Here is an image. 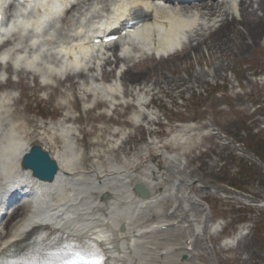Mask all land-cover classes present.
Instances as JSON below:
<instances>
[{
	"label": "bare ground",
	"instance_id": "obj_1",
	"mask_svg": "<svg viewBox=\"0 0 264 264\" xmlns=\"http://www.w3.org/2000/svg\"><path fill=\"white\" fill-rule=\"evenodd\" d=\"M4 4L0 0V8ZM192 4L182 8L149 0H23L21 7L26 13L23 11L12 21V13L7 12L6 19L12 25L0 24V41L8 38L16 47L15 51L10 48L3 52L0 62L12 56L5 69L13 70L22 80L32 79L36 91L50 89L49 96L61 97L73 89L81 90L87 97L89 92L97 106L100 97L108 100L115 112L136 107L129 119L134 126L149 116L147 123L154 124L155 113H147L149 102L143 94L156 96V90L178 88L186 80L154 74L164 60L153 63L147 54L149 50L157 56L174 51L175 61L180 64L204 62L213 66L221 58L216 70L194 75L195 82H200L206 76H222V71L228 68L223 58L244 57L261 48L264 0H204ZM132 9L147 12L149 17L148 23L129 36L138 44L124 40L108 45V50L120 48L125 54L130 49V55L111 58L97 53L93 38L104 36L113 25L127 18ZM59 16V26L52 31L48 26ZM51 27L54 28L53 24ZM9 30L14 31L6 36ZM17 31L23 32V40L16 35ZM112 65L117 69L114 79L103 82L104 69ZM100 69L102 74H94ZM3 76L1 68L0 89ZM53 81L55 85L51 84ZM145 82L149 85L142 86ZM126 83L136 84L125 92L134 98L118 101L113 95L121 98V87ZM18 100L13 90L0 91V256L24 243L35 230L46 229L98 241L108 256V264H194L195 257L206 250L203 236L207 225L203 224L207 219L203 205L186 190L191 180L178 157L161 154V168L149 164L141 174L130 173L118 164H111L114 160L120 164L131 160L130 149L122 145L114 150L113 156L102 158L98 154L86 166L81 152L72 153V126H64L61 120L48 130L54 134L58 129L65 135L66 148L55 151L53 156L59 171L52 183L41 182L21 167V158L33 143L51 146L54 138L45 131L29 132L25 123L16 120L20 113ZM31 133L33 136L28 137ZM137 183L148 191L147 198L135 192ZM105 194L107 198H103ZM21 199L26 200L24 215H30L29 225L16 224L6 231L10 222L4 226L2 221L9 207ZM168 204L170 214L163 211V205ZM151 218L155 221L148 222ZM161 226L174 228L163 231ZM241 236L240 229L219 249ZM189 239L188 246H184ZM182 253L193 260L181 263L178 255Z\"/></svg>",
	"mask_w": 264,
	"mask_h": 264
},
{
	"label": "rangeland",
	"instance_id": "obj_2",
	"mask_svg": "<svg viewBox=\"0 0 264 264\" xmlns=\"http://www.w3.org/2000/svg\"><path fill=\"white\" fill-rule=\"evenodd\" d=\"M221 61L217 58L213 66H206L204 62L180 64L175 58L160 62V70L154 74L186 80L178 88L156 90V96L149 92L145 94L148 101L153 98L150 108L156 113L154 117L160 126L147 125L144 120L140 127H132L128 116L135 108L110 119L103 114L110 112L109 102L99 99V107H94L91 96L87 97L78 89L69 91L65 97L47 96L50 90L35 91L36 83L32 79L10 76L1 91L13 90L20 94L16 105L20 113L16 120L25 123L29 132L48 131L45 129L63 119L65 124L72 125L70 137L77 138L72 153L82 151L86 166L98 154L102 158L113 156V147L118 149L123 143L130 149L128 157L131 160H127V164L114 160L111 164L136 174H141L151 163L158 164L160 153L177 156L191 180L186 190L203 205L207 219L203 224L208 230L203 236L206 250L201 251L200 257H195L194 264H264V154H257L250 146V143L264 145V36L258 50L244 57L223 58L228 68L222 71V76H206L203 81L195 82V74L214 71ZM106 70L111 73H106L105 80L111 81L114 72L109 67ZM146 85L149 84H142ZM134 86L122 85V96L126 89ZM183 129L186 131L178 135ZM120 130L119 135L114 134ZM256 133L259 135L255 136ZM49 135L55 141V148L51 147L50 151L66 148L65 136L60 130L55 129V133ZM234 156L260 169L254 166L250 169L253 171V177L249 178L251 184H245L248 193L226 184L235 173L233 167H245L239 159L234 161ZM221 195L231 199L224 202ZM244 205H252L254 209H246ZM163 206L168 211L171 208L170 204ZM241 219L246 223L237 225ZM240 229L239 240L219 249L225 238ZM187 244L185 241L184 246ZM184 255L186 259H182ZM178 258L181 263L193 260L185 253Z\"/></svg>",
	"mask_w": 264,
	"mask_h": 264
},
{
	"label": "water",
	"instance_id": "obj_3",
	"mask_svg": "<svg viewBox=\"0 0 264 264\" xmlns=\"http://www.w3.org/2000/svg\"><path fill=\"white\" fill-rule=\"evenodd\" d=\"M25 167L34 170L35 175L41 179L50 180L56 171V165L51 161L49 155L41 150L39 146H33L31 152L24 157Z\"/></svg>",
	"mask_w": 264,
	"mask_h": 264
},
{
	"label": "snow or ice",
	"instance_id": "obj_4",
	"mask_svg": "<svg viewBox=\"0 0 264 264\" xmlns=\"http://www.w3.org/2000/svg\"><path fill=\"white\" fill-rule=\"evenodd\" d=\"M72 257L68 264H100L98 260L91 258L87 252H74Z\"/></svg>",
	"mask_w": 264,
	"mask_h": 264
},
{
	"label": "trees",
	"instance_id": "obj_5",
	"mask_svg": "<svg viewBox=\"0 0 264 264\" xmlns=\"http://www.w3.org/2000/svg\"><path fill=\"white\" fill-rule=\"evenodd\" d=\"M251 146L253 147V145H251ZM254 150L256 151V153L261 154L262 152H264V145L261 146V147L256 146ZM240 177L241 176H237V175L233 176L230 179V182H231L230 185L239 189L241 187V181L243 179L249 178L250 176L245 174V175L242 176V178H240Z\"/></svg>",
	"mask_w": 264,
	"mask_h": 264
}]
</instances>
